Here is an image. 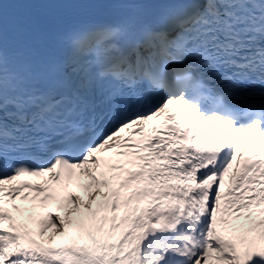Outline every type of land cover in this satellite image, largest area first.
I'll return each instance as SVG.
<instances>
[{
  "label": "snow or ice",
  "instance_id": "1",
  "mask_svg": "<svg viewBox=\"0 0 264 264\" xmlns=\"http://www.w3.org/2000/svg\"><path fill=\"white\" fill-rule=\"evenodd\" d=\"M0 264H264V0H0Z\"/></svg>",
  "mask_w": 264,
  "mask_h": 264
}]
</instances>
